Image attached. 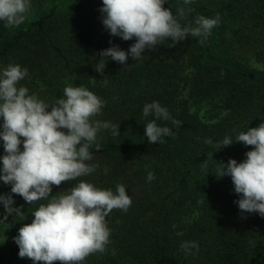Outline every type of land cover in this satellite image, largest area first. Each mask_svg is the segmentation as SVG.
I'll return each mask as SVG.
<instances>
[{
	"label": "trees",
	"instance_id": "trees-1",
	"mask_svg": "<svg viewBox=\"0 0 264 264\" xmlns=\"http://www.w3.org/2000/svg\"><path fill=\"white\" fill-rule=\"evenodd\" d=\"M90 4L96 6L92 0H47L18 27L5 28L0 21V65L11 56L29 71L51 63L54 69L41 67V77L22 80L35 84L36 97L54 104L65 98L63 79L74 78L103 102L92 120L119 125L120 133L101 128L90 148L92 159L85 162L95 170L53 185L48 200L30 205L0 181V195L11 194L13 207L23 212L0 222V264H34L19 257L13 238L41 204L81 181L114 193L122 184L132 200L127 212L114 209L106 218L105 251L81 264H264V217L241 212L231 177L216 176L221 162H243L253 150L235 142L236 136L264 123V0H166L164 7L182 26L199 15H219V23L203 45L201 38L188 36L168 47L169 38L146 48L138 60L129 54L127 64L105 58L100 74L105 84L99 85L92 83L99 53L113 46L128 52L136 38L110 35L102 7ZM180 8L186 11L182 20ZM152 102L166 108L170 119L145 117L143 107ZM153 120L173 135L148 143L145 126ZM225 137L234 143L224 147ZM5 154L0 139V169ZM4 215L0 203V221ZM185 241H195L198 250L186 253L180 247Z\"/></svg>",
	"mask_w": 264,
	"mask_h": 264
},
{
	"label": "clouds",
	"instance_id": "clouds-1",
	"mask_svg": "<svg viewBox=\"0 0 264 264\" xmlns=\"http://www.w3.org/2000/svg\"><path fill=\"white\" fill-rule=\"evenodd\" d=\"M191 2L184 0L185 4ZM165 3L166 0H102L100 11L106 14L102 23L110 35L124 41L135 37L136 42L128 52L118 46L102 50L96 71L103 74L105 58L127 64L129 54L134 61L138 60L146 48L154 49L169 38L173 43L168 47L188 36L201 38L198 43L203 45L219 23V15L216 18L199 15L194 22L182 26L171 10L164 7ZM30 9V0H0V21L5 28L18 27L24 23ZM185 15L184 8L178 9L181 20ZM27 74L28 70L21 69L20 65H9L0 74V117L3 118L0 139L6 153L2 157L0 181L11 185V194L21 196L31 205L48 200L53 185L59 187L63 182L95 170V166L85 162L92 159L90 148L101 128H111L113 136L120 133L119 125L92 120L100 113L103 102L91 91L82 86H68L64 89L65 98L49 105L29 95L28 88L17 87ZM150 114L156 120L170 119L167 109L158 102L145 104L143 115ZM156 120L145 126L150 144L157 143L162 136L173 135L168 127L158 126ZM172 123L179 125L180 121L172 120ZM235 142L253 146V150L245 154L247 159L243 162L237 163L235 159H230L226 165L221 162L216 176L231 177L235 193L241 196L236 201L241 212L259 213L264 217V123L239 133ZM233 143L230 137L222 141L224 147ZM95 147L99 150L100 145ZM209 159L212 153L208 154L205 164ZM154 178V174L148 172L147 180ZM11 194L0 195L5 210L0 222L7 221L12 214L23 215L22 206L13 207ZM51 197L46 205L41 204L34 211L32 222L20 227L13 238L19 247V257H27L34 264H81L90 254L104 252L110 236L106 218L114 209L127 212L132 204L122 184L116 186L114 193L81 181ZM180 247L186 253L199 248L195 241L182 242Z\"/></svg>",
	"mask_w": 264,
	"mask_h": 264
},
{
	"label": "rangeland",
	"instance_id": "rangeland-1",
	"mask_svg": "<svg viewBox=\"0 0 264 264\" xmlns=\"http://www.w3.org/2000/svg\"><path fill=\"white\" fill-rule=\"evenodd\" d=\"M44 1H47V0H30V2H31V9H30V12L29 13H31V12H33V11H35ZM92 2H95V4H96V6H97V8H98V10L103 6V4H102V0H92ZM70 4V7L72 6L73 7V4H71V3H69ZM90 6H91V9L93 8V6L96 8V6L95 5H93V4H90ZM97 8H96V10H97ZM28 16V15H27ZM32 16V15H31ZM9 65H18L17 63H16V60H15V58L13 57V56H11L10 58H8L7 60H5L1 65H0V74H2V72H3V70L4 69H6ZM21 67V66H20ZM41 67H42V65L37 69V70H32V71H29L28 69V74H27V76H26V78L27 79H32V78H34V77H41V75H42V72L40 71V69H41ZM42 68H46V69H48V68H52L51 67V63H47V62H45L44 63V66L42 67ZM52 69H54V68H52ZM100 74L101 73H99V72H97L96 71V69H95V72H94V74H93V81H92V83H98V85L99 84H105L104 83V81L101 79V76H100ZM46 79H49L50 77L49 76H46L45 77ZM63 84L65 85L64 86V89L66 88V87H68V86H72V87H77V86H81L80 84H78L76 81H75V79L74 78H65V79H63ZM29 85H31L32 87L31 88H29L28 86ZM35 84H24V82L21 80V81H19L18 82V84H17V87H21V86H23V87H26V88H28V90H29V92H28V94L29 95H37V94H34V92H35V87L36 86H34ZM96 85V84H95ZM33 90V91H32ZM46 97V96H45ZM45 100H47V98H44ZM45 102V101H44ZM46 103V102H45ZM46 104H49V105H51L52 104V100L51 99H49L48 100V102L46 103ZM48 111H50L49 109H48ZM191 111H193L192 109H191ZM2 125H3V118L2 117H0V132H2L3 131V128H2ZM21 140H23V138H21Z\"/></svg>",
	"mask_w": 264,
	"mask_h": 264
}]
</instances>
